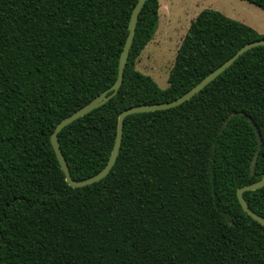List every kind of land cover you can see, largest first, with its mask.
<instances>
[{
  "label": "trees",
  "instance_id": "obj_1",
  "mask_svg": "<svg viewBox=\"0 0 264 264\" xmlns=\"http://www.w3.org/2000/svg\"><path fill=\"white\" fill-rule=\"evenodd\" d=\"M136 1L0 0V264H264V227L236 198L264 175V45L182 104L126 116L104 178L65 181L50 135L115 81ZM243 1L264 12V0ZM158 10L159 0L144 2L115 95L57 134L73 180L104 167L120 112L180 97L264 38L203 9L161 89L135 68ZM246 118L260 135L252 174L257 138ZM242 196L264 218V186Z\"/></svg>",
  "mask_w": 264,
  "mask_h": 264
},
{
  "label": "water",
  "instance_id": "obj_2",
  "mask_svg": "<svg viewBox=\"0 0 264 264\" xmlns=\"http://www.w3.org/2000/svg\"><path fill=\"white\" fill-rule=\"evenodd\" d=\"M146 0H137L129 17V22H128V34L125 39V42L123 44L122 50L119 55L118 59V64H117V76L113 84L108 87L106 90L101 92L98 96L93 98L91 101H89L87 104L84 106L80 107L76 111H74L72 114L64 117L62 120H60L57 125L55 126L54 130L52 131L50 135V143L52 146V149L55 153L56 159L58 161V164L60 166L61 171L64 174L65 181L67 184L72 187V188H79L83 187L85 185H90L94 182H97L104 178L109 171L111 170L112 166L114 165L120 144H121V137H122V125H123V120L126 116L135 114V113H144V112H153V111H158V110H165L169 109L175 106H178L182 104L183 102L189 100L191 97H193L195 94H197L200 90H202L209 82H211L214 78H216L220 73H222L226 68H228L241 54L246 52L247 50L264 45V38L258 39L252 42H249L242 47H240L231 57H229L227 60H225L221 65H219L217 68L209 72L205 77H203L197 84H195L193 87H191L187 92H185L183 95L180 97L169 101V102H163V103H155V104H141V105H136L129 107L122 112L119 113L118 119H117V127H116V133H115V138L113 142V146L111 148L108 160L104 167L95 175L90 176L88 178H85L83 180H73L70 177L69 170L67 163L62 155V152L59 147V142L57 139V134L64 128L66 125L71 123L72 121L84 116L85 114L89 113L95 108H98L99 106L103 105L105 102H107L112 96L115 95L117 92L118 88L120 87L123 79V71L125 68V64L127 62L128 54H129V49L134 37V32H135V25L137 22L138 14ZM234 113H231L230 116H233ZM247 121L252 125V127L255 130L256 138H257V149L255 153L253 154V157L250 162V173L252 174L254 171L258 151L260 148V135L257 131V128L255 124L252 122L250 118H246ZM226 124V121L224 122ZM210 180L212 184V188L214 185V178H213V173L212 171L210 172ZM264 186V175L261 177L260 180L253 182L251 184L241 186L236 190V198L238 200V203L240 204L242 210L254 221L259 223L261 226L264 227V218L261 217L260 215L256 214L254 211H252L247 203L245 202L242 194L245 191H254L257 189H260Z\"/></svg>",
  "mask_w": 264,
  "mask_h": 264
},
{
  "label": "rangeland",
  "instance_id": "obj_3",
  "mask_svg": "<svg viewBox=\"0 0 264 264\" xmlns=\"http://www.w3.org/2000/svg\"><path fill=\"white\" fill-rule=\"evenodd\" d=\"M203 9L219 11L264 36V12L246 1L159 0L157 28L136 61V70L151 77L159 88L164 89L176 50L190 22Z\"/></svg>",
  "mask_w": 264,
  "mask_h": 264
}]
</instances>
